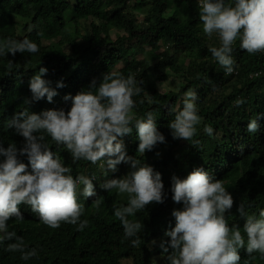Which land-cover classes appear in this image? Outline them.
<instances>
[{
    "label": "trees",
    "instance_id": "trees-1",
    "mask_svg": "<svg viewBox=\"0 0 264 264\" xmlns=\"http://www.w3.org/2000/svg\"><path fill=\"white\" fill-rule=\"evenodd\" d=\"M120 1L0 0V39L26 37L39 47L37 53L0 57V142L5 147L9 143L23 146L24 138L14 128H6L18 112L67 111L71 100L65 96L87 90L94 79L99 82L109 71L132 74L143 89L134 97L135 115L142 117L151 111L165 142L139 156L134 126L132 133L121 139L127 155L161 173L165 198L130 217L143 225L140 243L134 246L124 239L123 228L113 215L114 207L126 204L127 195L101 187L107 180L126 176L130 165L121 162L115 171L107 166L102 171L86 161L73 163L67 150L46 138L74 176L94 174L96 196L79 197L85 207L81 219L88 221L87 227L78 230L62 222L58 228H49L30 206L22 204L24 220L12 219L8 224H23L20 237L28 248H36L38 255L24 261L19 252L6 250V241L0 245V264H167L171 249L164 253L160 244L167 246L170 237L165 233L175 224L172 212L183 207L172 200V177L186 178L196 168L223 180L232 195L233 206L225 214L230 226L242 230L246 217L238 211L241 204L249 213L264 209V52L249 54L237 42L233 58L238 67L227 74L208 51L210 45L218 46V38L209 39L203 33L197 0H133L129 8L116 6ZM41 67L47 69L43 78L57 92L51 102L46 97L32 98L29 83ZM168 69L181 74L184 84L163 91L158 82L171 76ZM58 81L62 87H57ZM189 89L199 96L197 106L203 122L192 141L182 142L173 138L168 126L174 116L170 109L182 107L181 98ZM237 98L244 103L236 106ZM141 99L143 104H139ZM257 114L260 129L250 134L248 121ZM204 125L212 126L213 136L203 132ZM21 159L28 163L26 157ZM171 160L178 165L171 167ZM238 252L239 264H264L259 253L250 255L245 247Z\"/></svg>",
    "mask_w": 264,
    "mask_h": 264
},
{
    "label": "clouds",
    "instance_id": "clouds-1",
    "mask_svg": "<svg viewBox=\"0 0 264 264\" xmlns=\"http://www.w3.org/2000/svg\"><path fill=\"white\" fill-rule=\"evenodd\" d=\"M203 33L209 39L218 38V46L210 45L208 51L213 60L227 74L233 73L238 65L233 58L234 45L249 54L264 52V0H197ZM39 52L38 44L29 38L0 39V57L8 54ZM11 67V64H9ZM47 69L41 67L29 83L32 98H47L49 102L57 94L51 82L44 79ZM62 81L57 87H62ZM143 89L132 74L124 76L108 72L97 82L90 83L87 90L74 96L69 110L48 109L39 113L27 109L18 112L6 123L24 138L23 146L15 143L7 147L0 142V245L9 252H19L21 259L28 261L38 255L36 248H28L20 237L24 216L20 205H28L40 222L49 228H58L61 223L72 224L78 230L87 227L88 221L81 219L85 213L79 197L96 196L92 176L83 173L72 174L53 152L46 138H50L59 149L70 153L73 163L86 161L105 166L113 171L121 162L130 165L131 171L122 178L107 180L101 185L109 192L115 189L127 195L126 204L114 207L113 215L119 220L124 239L135 246L140 243L141 222L130 219L146 205L162 203L165 198L161 173L138 158L127 155L121 139L133 131L138 135V155L143 156L158 143L165 142V136L158 130L156 116L148 111L137 117L134 97ZM148 103L152 99L145 92ZM182 107L171 108L174 114L169 122L173 138L192 141L201 125L195 89L183 93ZM144 99L139 100L143 104ZM244 103L237 98L236 106ZM260 114L249 119L247 131L250 134L260 129ZM203 132L213 136L211 125H204ZM21 157H26V164ZM30 169V170H29ZM172 200L183 207L174 209L175 224L166 231L170 237L161 242L167 264H239L238 249L245 247L252 255L264 256V209L258 214L245 211L243 204L238 211L246 217L241 227L229 225L226 212L233 206V197L227 191L223 180L214 179L203 168H196L186 178L172 177ZM94 202H97L95 200Z\"/></svg>",
    "mask_w": 264,
    "mask_h": 264
},
{
    "label": "rangeland",
    "instance_id": "rangeland-1",
    "mask_svg": "<svg viewBox=\"0 0 264 264\" xmlns=\"http://www.w3.org/2000/svg\"><path fill=\"white\" fill-rule=\"evenodd\" d=\"M134 3L133 0H121L119 3L116 4V6H122L124 8H129L132 4ZM142 18V16L140 15V19ZM116 31V30H114ZM113 31V32H114ZM113 37H115V33H113ZM80 37L77 36V39H79ZM82 39V38H81ZM170 72V77L165 80V81H159V89L163 90V91H168V90H172V89H178L180 88L183 84H184V80L182 78L181 74H174V72L170 69H168ZM133 112L135 113V110H133ZM203 122V119L201 118V124ZM201 126V125H200ZM200 126H198V130L201 128ZM187 140L183 139L182 142H186ZM178 164H174V160H171V167H176Z\"/></svg>",
    "mask_w": 264,
    "mask_h": 264
}]
</instances>
